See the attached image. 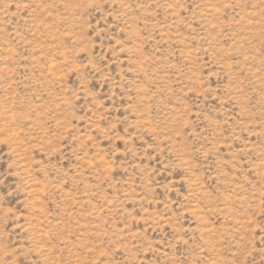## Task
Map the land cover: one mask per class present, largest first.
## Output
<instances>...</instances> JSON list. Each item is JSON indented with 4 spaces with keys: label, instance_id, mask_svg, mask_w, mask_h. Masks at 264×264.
<instances>
[{
    "label": "rangeland",
    "instance_id": "rangeland-1",
    "mask_svg": "<svg viewBox=\"0 0 264 264\" xmlns=\"http://www.w3.org/2000/svg\"><path fill=\"white\" fill-rule=\"evenodd\" d=\"M0 264H264V0H0Z\"/></svg>",
    "mask_w": 264,
    "mask_h": 264
},
{
    "label": "bare ground",
    "instance_id": "bare-ground-1",
    "mask_svg": "<svg viewBox=\"0 0 264 264\" xmlns=\"http://www.w3.org/2000/svg\"><path fill=\"white\" fill-rule=\"evenodd\" d=\"M215 8V7H214ZM208 9H210V8H208ZM216 12V11H215ZM206 15V14H205Z\"/></svg>",
    "mask_w": 264,
    "mask_h": 264
}]
</instances>
